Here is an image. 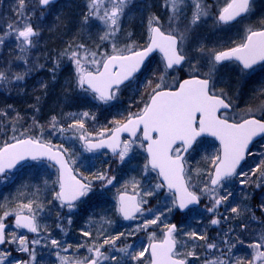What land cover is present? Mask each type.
<instances>
[{
  "label": "snow or ice",
  "instance_id": "6c2138e0",
  "mask_svg": "<svg viewBox=\"0 0 264 264\" xmlns=\"http://www.w3.org/2000/svg\"><path fill=\"white\" fill-rule=\"evenodd\" d=\"M36 2L43 15L44 10L54 4L55 0ZM130 2L131 0H88L84 23L95 19L105 26L106 31L100 36V40L111 41V52L92 50L80 43L75 47L69 44L60 55L67 56L73 62L77 86L85 92H90L93 99L104 104L117 99L121 85L132 81L154 52L160 53L163 63L159 82L152 86L149 81L150 92L143 106L138 111L129 112L123 119L112 120V127H103L93 136L86 130L84 118L94 120L95 116L85 111L80 114L83 118L75 119L68 125V129L79 132L78 139L83 143L85 151L108 149L121 163L134 148L147 153L144 174L155 172L158 182L147 190H141L139 182L133 179L130 182L133 189L131 194L127 192L128 183L124 185L125 191L117 196V211L124 220H135L137 214L144 216L143 206L148 203L144 197L155 196L162 189H166V195L171 198V207L167 208L169 213L177 209L183 211L190 205H198L202 197H206L210 201L207 211L213 214L211 225L219 226L221 218L224 221L239 218L243 212L250 209L247 206L242 208L239 203L228 204L233 192L222 193L221 189H226L234 179H239L241 187L250 183L257 187L264 184V150H261L264 149V119L250 114L239 121H230L226 111L222 110H229L231 103L222 90L217 94L214 79L221 66L226 67L227 63H235L242 73L253 70L257 65L264 69V21H261L258 28L248 27L243 39L235 46L208 51L202 46L197 48V51L206 57L207 71H203L199 59L196 63L191 61L184 44L186 33L210 15V6L206 5L204 0H164V7L170 12V25L180 18L183 8L190 2L192 16L184 30L180 31L171 26L169 30H164L160 18L153 15L148 19V38L144 45L133 42L119 47L115 37L120 31L121 18ZM253 4L254 0H224L215 14V23L229 25L238 18L245 17L253 11ZM28 9V0H17L18 19L8 22L6 29L0 34V45H3L7 38H14L20 53L16 59L25 65L29 64L27 57L31 49L36 47L37 41L34 38L40 35L31 22L32 13H29ZM186 63L189 65V78L180 81L175 88L165 89L163 84L169 70L180 69ZM58 67L57 61L56 68ZM31 71V67H27L23 72H11L10 68L0 70V83L6 85L13 81H23ZM51 71L55 72V68ZM8 72H11V75H8ZM251 112L249 109V113ZM52 125L56 126L55 117L52 119ZM60 131L64 132L65 129L60 128ZM125 133L126 138L123 137ZM205 136L218 141L219 149L214 156L206 157L207 169L190 170L184 154L195 150L194 146L198 140ZM22 137L24 133H21L20 137L14 135V142H5L0 146V173L15 168L25 160L47 159L52 162L50 166H58L56 183L59 191L55 192L54 198L60 202L61 207L72 211L76 207V201L86 197L92 189L91 182H86L87 177L78 178L74 172L72 165L75 161L67 155L69 149L37 138ZM254 141L261 148L254 150L251 147ZM249 158L256 159L252 164H246ZM245 166L248 171L244 170ZM194 176H205L207 179H197L194 183ZM253 176L256 180H252ZM96 179L107 187L113 184L116 177L103 171L96 174ZM222 205H225L224 213L219 211ZM42 208L41 204L30 200L27 203H19L14 211H4L0 216V246L15 245L17 251L27 254V259H10L12 253L6 248H0V264H38V245L44 248L50 245L52 249H58L55 256L59 264H189L190 259H199L194 251L195 245L193 250H181L187 249V245L177 238L176 224L165 222L166 217L165 221L161 220V217L165 216L164 211L161 210L157 214L151 209L148 210L152 212L151 218L144 219L132 232H120L116 235L97 234L92 238L90 231H82L81 235L92 239V242L78 245L76 251L86 248L87 255L64 256L61 251L68 252L72 245L64 246L60 240L53 238L51 233H48L47 237L40 235L41 225L37 222L36 209ZM260 208L264 211V204H261ZM229 211L234 216L225 214ZM9 216H14L15 229L34 233L37 238L29 239L27 235L6 231L9 225L5 221ZM252 219H257L254 213ZM68 223L71 224L70 218ZM108 223L111 224V221ZM161 224L163 228L160 238L155 231L148 232L152 226L159 227ZM57 227L61 225L58 224ZM237 227L243 232L248 225ZM61 231H64L62 227ZM140 231L148 234L147 247L137 250L134 245L123 242L122 238L127 239ZM232 231L234 229L230 228L229 232ZM186 235L193 240H204V247L209 252L219 251L218 256L205 259L203 264H264V232L256 236L253 242L247 243L246 247L252 250L247 261L244 257L233 254L237 244L245 245L239 233L232 239H228L229 233H225L223 248L215 242H208L206 233L188 232ZM117 241H121L123 246H119Z\"/></svg>",
  "mask_w": 264,
  "mask_h": 264
},
{
  "label": "rangeland",
  "instance_id": "374dc122",
  "mask_svg": "<svg viewBox=\"0 0 264 264\" xmlns=\"http://www.w3.org/2000/svg\"><path fill=\"white\" fill-rule=\"evenodd\" d=\"M77 1L80 0H65L60 4L56 5V7L53 6L48 8L47 10L44 11L43 15H41V10L39 9L36 0H28V4H29L28 11L29 13H32L31 22L34 28H36L40 33L38 37L34 38L37 41L36 47L31 49L30 53L28 54L27 58L29 64L25 65L22 61L16 59V57L20 55V53L16 48V41L14 40V38L9 37L5 40V43L3 45H0V70H7L10 68L11 72H15V71L23 72L26 70L27 67L32 68V71L28 75H26L23 81H13L14 82L13 87L22 86L26 79L31 78L36 73L43 72L49 67L56 68L57 61L59 62V64L60 62H65L71 65L73 70L75 71V66L73 62L67 56L61 57L60 55L59 57H54L50 55L48 52H45V50H43V47L45 46V40L43 34L53 31L50 29H52V26H54L57 23L60 14L63 13L64 8L71 5L73 2H77ZM87 3L88 0H82V4L85 7L83 8V10L86 11V13H87ZM263 3L264 0L259 1V4L256 6V14L264 11L260 9ZM151 4L152 3H150V5ZM222 4L223 3H221V1L219 0H217V4L215 5L206 4L210 6L209 8L210 15L207 17V19H205V25L207 30L210 29V34L212 35L210 36V41L208 42V47L206 49H205V41L203 45L200 40L201 36L205 38L203 32L205 28L204 20H202L201 23L197 25L195 28H192L191 31L186 33L187 39L184 44L185 50L188 52L189 58L193 63H196L197 59H199L203 71H205L206 57L202 56V54L197 51V48L204 46L203 48L206 51L214 49L215 47L219 46V43H221L220 42L221 38L225 39L226 42H230L237 33H239L236 36L237 38H239L240 36L243 37V35L245 34V30L248 27H252L250 25V21L248 18L242 21L240 24H238L234 29H230L228 33L224 32L226 33L224 37L222 34H219L220 31L217 28L219 25L215 23V14L219 10L218 7H220ZM188 5H190V2ZM16 6H17V0H1L0 13H4L5 10L6 15L4 16V19L8 21L0 22L4 24V25H0V34H2L3 31L6 29L8 22H12L18 19L16 15ZM150 10L151 9L148 8L143 3V0H131V2L128 5V8L125 11V15L121 18L120 31L123 29V25L124 27H127L133 21H139L141 25L146 26V24H144L143 15L146 13L145 11H150ZM191 16H192V10H191V14L185 17L181 21H178L179 20L178 19L176 21H173L170 25V22L168 20L164 24V26L162 25L163 29L169 30L171 26V28H175L180 31H183L185 26L188 25ZM12 18L13 20H11ZM66 18L67 16L65 17V19ZM81 22L82 23L79 24L80 25L79 31H81V34L85 36V40L88 42L85 43V45L92 50L99 49L100 52H104V51L111 52V41L100 40V36L103 35V33L106 31L105 26L101 24L100 21L95 19H90L87 24H85L82 20ZM145 30L146 32H148V25ZM55 32L56 31L54 30L53 33ZM119 32L115 37L116 42ZM133 32L135 35H138L139 33L138 30L137 31L135 30ZM80 39L81 36L71 37L70 41L74 42L71 45L75 47L76 44H80L78 42ZM118 46L122 47L119 44ZM221 48L222 47H220L218 50H220ZM193 50L196 51L195 58H193ZM11 72H8L7 74L11 75ZM162 72L163 70L157 66H153L151 69H147L133 83L121 88L120 91L117 93V99L110 101L107 104H103L99 102L100 105L103 106L104 108H99L98 106H94V105H87L83 110L74 111L69 114H65L61 116L62 117L61 120L56 119L55 127H53L52 125L53 118L51 119L49 118L47 121L42 123H37L36 127L38 128L39 131V139L43 142H51L53 145H63L64 148H68L69 153L67 155L70 156L75 161L72 167L75 170L76 174H78V176H80L81 178L87 177V182H91L93 187L96 188L91 192H89V194L79 204H77L72 211H69L68 208L61 209L58 200L54 198L55 192H57V183H56L57 176L55 174V171L51 167L45 164H40L38 167H35L32 170L26 169V170H30L33 173L38 174V176H34V183L33 181H30V184L32 186H26L27 181H22L21 185L19 186L18 184L16 185L9 184L10 182L14 181L13 180L15 178L14 176L19 171L13 174L9 173L7 175L0 177V188L2 187L8 188V185L12 187H16V189L10 190V193H4L3 198H5L6 200L10 202H13L14 200L15 201L20 200L19 203H23V201L27 203L30 200H34L36 201V203L44 206L42 210L36 209L37 222L41 225V233H40L41 237H47L48 233H51V236L53 237L54 235H56V233L57 234L59 233L58 235L61 238L60 241L64 246H67L69 244L72 245V248H70L68 252L61 251V255L80 256V257L87 255L86 248H80L79 252L76 251L78 245L90 244L92 242V239L81 235V232L85 230L90 231L92 233V238H95L97 234L116 235L120 232H124V233L132 232L133 229H135L138 224L143 223L144 219L151 218L152 212H149L148 211L149 209L153 210V212H156L157 214L159 211L163 210L165 216H162L161 220L165 221V217H166L167 219L165 222L167 223H170V221H176V222L180 221V217L177 216L176 210H174L171 213L167 212V208L171 207V203H170L171 198L166 195L167 190L162 189L155 196L144 197V199L148 200V203L143 206L145 210L144 216L138 215L137 219L132 220L131 222L125 224L120 222L117 211L116 196L118 193L125 191L124 185L128 183L127 192L132 193L133 189L130 182L133 179L139 182L141 190H147L158 182V179L153 172L149 171L147 175L144 174V164L146 163V161L144 159V156L141 154L142 149L134 148L133 152H131L129 156L126 158V160L123 163H121L117 158H110L109 156L106 155V153L103 152L92 153L85 151L83 147V143L78 139L79 132L68 129V125L70 123H73L75 119L83 118L80 114H82L85 111L89 112L90 115L95 116L94 120L91 118H84L85 128L93 136L103 127H112L110 123L112 120L123 119L124 116L129 114V112L138 111L143 106V103L144 101L147 100L148 98L147 96L150 92V88L148 87L149 81L152 82V86H155V83L159 82L158 77ZM218 75L227 77L230 82L231 79L233 78H237V80L242 79L241 76L238 75L237 70L232 66L223 67V70L220 69L215 77L216 79ZM175 82H176V75L167 74L165 77L163 87L164 88L172 87L173 85H175ZM246 98L247 97H245L242 103L245 105L244 109H240L238 104L234 105L235 106L234 116L238 117L239 119L245 118L252 113L259 115L260 112L262 111L261 109H264V90H260L258 92L257 99L247 100ZM249 109L252 110L251 113H249ZM60 128H64L65 131L61 132ZM10 141H13L12 138L10 139ZM258 148H261L259 144H258ZM204 150L208 151L207 157H212L216 154L215 147H212V150H208L206 145L200 147L196 154L203 155L205 153L203 152ZM255 159L256 158H250L246 164H252ZM188 162H190V160ZM188 162H187V166H189ZM244 170L248 171L249 169L247 166H245ZM103 171H107L110 176L116 177L112 185L104 187L103 183L96 179V174ZM21 176L22 175L18 176V178L21 179ZM199 179L205 180V178H203L202 176L199 177ZM254 180H256V178ZM248 185L249 184H246L243 187H241L239 179H234L231 183H229L226 186V189H221V192L225 193L226 191H232L233 196L231 198L236 200L239 194L243 193L241 195H244L245 190L249 188ZM26 187H34V189L32 190L33 194L29 196V193L27 192V196L21 198ZM254 189L255 192L261 190L262 193L261 197L264 198V184H261L260 187L256 186V188ZM141 195H143V191H141ZM202 202H203L202 209H196L189 212L188 214L185 215V217L182 218L181 223L178 225L179 230L176 233V236L183 244L187 245V249L182 248L181 250L184 251L193 250V245L197 246L199 241L190 239L186 235V233L196 232V230L192 228L195 227L199 217L204 216L203 219L207 218L208 221L211 220L210 215L212 213H209L207 211V208L210 206V201L206 197H202ZM227 203L231 204L230 200ZM35 208L36 206L34 204V209ZM222 208L224 209L225 205H222L219 210L221 213H224V210H222ZM3 213L4 210L1 211L0 216H2ZM76 214H82L84 218L81 221V223L78 225L77 230L75 232H71L70 230L71 224L68 223V220L69 218L72 219L74 216H76ZM225 214L230 216L231 212L229 211L228 213ZM53 220L55 221L53 222ZM230 220L224 221L221 218V224L219 226H214L210 224L211 228L217 229L218 231L217 233L220 234V236L217 237L215 243L219 244L221 248H223L222 241L226 238L224 235L225 233H229V237L227 238L232 239V237H234L233 236L234 233L236 231L237 232L240 231L239 227L234 229L235 226H233L234 229L233 235L231 234L232 232H229L228 229L232 228ZM10 221L11 219L10 220L6 219L5 222H10ZM108 221H111V224H109ZM227 222H228V226H225L224 224H226ZM58 224L61 225L64 231H61V227H57ZM49 226L51 227L52 230L49 229ZM162 228H163V224H161L159 227L152 226L151 228L148 229V232L155 231L157 237L160 238L162 236V232H161ZM67 229L68 232L64 233L65 231H67ZM12 231L18 233V231L14 229H11L9 232ZM258 235L259 232H255L252 235L251 239L254 240ZM33 238H37L36 234H34V236L30 239ZM53 238L57 239L56 237ZM122 240L124 243L134 245L138 250L140 247H147L148 234L147 232L140 231L134 233L132 236L128 237L127 239L122 238ZM117 244L119 246H123L121 244V241H117ZM246 245L247 244L240 246V244H237L236 248L233 249V253L234 251H237L239 248L240 251L242 248H244L246 249V252L249 254L247 258L250 259L252 250L247 248ZM1 248H6L8 251L12 253L10 259L13 258L19 260L27 259V254L17 251L15 245H3ZM36 250H37L38 264H59V261L55 256V252L58 251V249H52L50 245L48 248H44L38 245L36 246ZM194 251L196 252V247L194 248ZM242 252L244 251L242 250ZM114 254L120 255L119 253H114ZM219 254L220 253L218 250H212L211 252H209L206 249V247H204V254L197 255L199 259H190L189 264L190 263L203 264V261L205 259L213 258L214 255L218 256Z\"/></svg>",
  "mask_w": 264,
  "mask_h": 264
},
{
  "label": "trees",
  "instance_id": "16d2710c",
  "mask_svg": "<svg viewBox=\"0 0 264 264\" xmlns=\"http://www.w3.org/2000/svg\"><path fill=\"white\" fill-rule=\"evenodd\" d=\"M83 8L85 7L82 4V0L73 2L71 5L64 8L57 23L50 29L53 31L43 34L47 37L44 39L45 46L43 50H45V52L59 54L62 49L64 50L69 44L74 43L70 41V38L73 36H81V39L78 41L79 43H88L85 40V36L79 31V24L82 23L81 20L84 22L83 17L86 14ZM66 16L67 18L65 19ZM54 30L56 31L55 33H53ZM42 85H46V87H42ZM13 86L14 82L6 85L0 84V146L5 142H9L14 135L20 137L21 133H24V137L32 136L39 138V131L36 127L37 123L45 122L53 117L57 120H61V116L69 114L71 111L82 109L88 104H98L95 99H93L92 95L77 86L76 76L67 63L61 64L55 69V72L50 74L45 70L41 73H36L31 78L26 79L24 84L20 87ZM212 145L213 143L210 142L208 150H211ZM207 156V153L203 154V156L195 153L193 157L190 158V163L188 164L189 169H207ZM255 178L256 177L253 176L252 180ZM197 179L199 178L194 176L193 182ZM248 186L249 188L245 190L244 195H241L243 193L239 194L236 200L230 198L232 205L239 203L242 208L247 206L250 209V211L243 212L239 218L230 220L231 229H233V226H235V229L238 225H248L246 232H241L240 230L239 232L236 231L234 235L233 231L231 233L234 237L239 233L241 238L245 241V244L254 241L251 237L255 232H259V234L264 232V211L260 208V205L264 204V198L261 197V190L255 192L254 188H256V185L254 183H250ZM6 189L8 190L9 188ZM32 190L33 187H26L21 198L27 196V192L30 196ZM245 194L247 198H245ZM19 201H8V210L14 211ZM23 203H25V201H23ZM222 210L224 209L222 208ZM253 213L257 217L255 220L252 219ZM76 215L80 216V214ZM230 216H234V214L231 213ZM210 217L212 218L213 215L211 214ZM200 218L201 216L199 219ZM54 221L55 220H53V222ZM224 225L228 226V222ZM49 229L52 230L50 226ZM192 229L196 230L198 234L206 233L208 242H215L217 237L220 236V234L217 233V229L211 228L210 221H208L207 218H205L204 221L196 222L195 227ZM198 241L196 254L202 255L205 241ZM238 250H240V248ZM238 250L234 251V256H241L242 254L241 257H244L245 261H247L249 254L247 252L240 253Z\"/></svg>",
  "mask_w": 264,
  "mask_h": 264
},
{
  "label": "flooded vegetation",
  "instance_id": "af4514ba",
  "mask_svg": "<svg viewBox=\"0 0 264 264\" xmlns=\"http://www.w3.org/2000/svg\"><path fill=\"white\" fill-rule=\"evenodd\" d=\"M204 1L206 4L214 5V4H216L217 0H204ZM145 2L149 3V4L152 3L148 7L151 10L154 9L155 11H160L159 13H157V16L159 18L164 16V15L170 16V12L164 7V0H145ZM191 10H192L191 5L184 7L183 13L180 16L178 21H181L185 17L189 16L191 14ZM261 10H264V8H262ZM263 14H264V11H263ZM263 14H259V15H258V13L256 14V8H255L254 11L252 12V16H254V18H253L254 21H257V22L262 21L263 20L262 19ZM247 16H245V17H247ZM241 21H242V19L237 21L235 24L219 25V27L221 30L233 29L235 27V25H237ZM242 39H240V40H242ZM204 41L206 42L205 46H208L209 41L206 40L205 38H204L203 42ZM237 41H239V40H237ZM239 42L231 41L229 43H225L224 45H222V42H221L220 43L222 45L221 49L235 46V44L239 43ZM157 63H160L161 67L163 68L162 59L159 55H155L150 59V61L147 64V68L152 67L153 64H157ZM227 66H232V67L236 68L238 75H240L242 79L237 80V78H233V79H231V82L228 83V82H226V80L228 78L225 77V81L223 84H221L220 81H214L215 89L217 91V94H220V92L222 90L223 93L226 95V98L231 103L232 111L230 113H227V117L229 118V120L230 121H232V120L239 121L240 119L238 117L234 116V112H235L234 111V109H235L234 105L238 104V105L245 106L244 104H242L245 97H247L246 98L247 100L257 99L258 92L260 90H264V69H262L261 66H257L253 70H249L246 73H242L240 68L235 63H227ZM223 67H225V66H223ZM188 68H189V65L186 63L180 69L171 70L169 72L170 73H181L182 72V73H186V75H188L189 74ZM205 68H206V66H205ZM177 84L178 83H176V86H177ZM226 84H227V86H226ZM231 100H233V101H231ZM251 104H252V102H251ZM11 229H14V227H12V225H9V227L6 231L9 232Z\"/></svg>",
  "mask_w": 264,
  "mask_h": 264
},
{
  "label": "water",
  "instance_id": "95a60500",
  "mask_svg": "<svg viewBox=\"0 0 264 264\" xmlns=\"http://www.w3.org/2000/svg\"><path fill=\"white\" fill-rule=\"evenodd\" d=\"M58 1H59V0H55V3L58 2ZM152 54H153V53H152ZM152 54H151V55H152ZM151 55H150V56H151ZM150 56H149V57H150ZM149 57H148V58H149ZM146 61H147V60H146ZM146 61H145V62H146ZM137 74H138V73H137ZM137 74H136V75H137ZM128 82H129V81H126L125 84L128 83ZM121 86H122V85H121ZM229 110H230V109H229ZM229 110H222V111H229ZM123 135H127V134L125 133V134H123ZM201 138H209V139H212V140H213L215 143H217V145L219 146V142L216 141V140H215L214 138H212V137H207V136H205V137H201ZM201 138H200V139H201ZM257 140H259V138H257ZM254 142H255V141H254ZM251 147H252V146H251ZM100 150H101V149H100ZM107 150H108V149H107ZM108 151H109V150H108ZM109 152H110V151H109ZM110 153H111V152H110ZM145 153H146V152H145ZM111 154H112V153H111ZM187 154H188V153H187ZM187 154H184L185 157H186ZM146 157H147V153H146ZM41 160H42V161H47V162H49L50 164H52V162L48 161L47 159H41ZM28 161H32V160L29 159V160L22 161V162H21L20 164H18L15 168H17L18 166H20V165H22V164H24L25 162H28ZM54 167H55V168L57 169V171H58V166H54ZM15 168H13V169H15ZM13 169L7 170L5 173H7V172H9V171H11V170H13ZM2 174H4V173H0V175H2ZM58 175H59V173H58ZM198 205H199V204H198ZM198 205H190L188 209H185V210H183V211L178 210V209H177V210H178L179 213L183 214V213H185L186 211H188L189 209L196 208ZM119 215H120V214H119ZM120 217L123 219V217H122L121 215H120ZM123 220H124V219H123ZM124 221H128V220H124ZM13 222H14V220H13ZM22 230H23V229H22ZM24 231L27 232L26 230H24ZM27 233H29V232H27ZM30 234H32V233H30Z\"/></svg>",
  "mask_w": 264,
  "mask_h": 264
},
{
  "label": "bare ground",
  "instance_id": "6f19581e",
  "mask_svg": "<svg viewBox=\"0 0 264 264\" xmlns=\"http://www.w3.org/2000/svg\"><path fill=\"white\" fill-rule=\"evenodd\" d=\"M145 17L147 18V21H148V13L145 14ZM168 20H169V16H167V15H164V16L160 17V23H161V25L164 26V24H165ZM203 32H204V34H205V36H206V35H208V34L210 33V29L207 30V28H205ZM235 39H236V36H234L232 40H235ZM67 243H68V242H67Z\"/></svg>",
  "mask_w": 264,
  "mask_h": 264
}]
</instances>
